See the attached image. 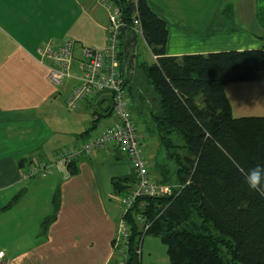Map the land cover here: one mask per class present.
Instances as JSON below:
<instances>
[{
  "label": "crops",
  "instance_id": "1",
  "mask_svg": "<svg viewBox=\"0 0 264 264\" xmlns=\"http://www.w3.org/2000/svg\"><path fill=\"white\" fill-rule=\"evenodd\" d=\"M149 2L167 22V55L181 58L216 51L264 50V0ZM108 25L109 11L98 0H0L3 264H125L127 253L116 243L121 205L114 180L127 183L136 173L123 151L110 146L107 151H94L75 160L67 170L55 169L46 177L24 176L32 164L52 163L64 147L89 137L91 132H86L94 125L111 123L110 93L87 99L77 109L67 106L70 93L80 83L85 47H106ZM126 31L128 35L122 32L120 52L129 71L125 39L132 33ZM137 35L135 70L143 80L141 63H157L159 55L142 33ZM66 37L75 40L71 75L61 85H54L48 78L53 62L48 58L41 61L36 48L43 40ZM146 83L145 89L136 81L130 84L133 104L135 100L145 103L146 92L151 94L146 103L154 102L153 87ZM226 92L235 116L264 115L263 80L230 83ZM257 95L263 101L258 103ZM159 142L155 134L151 135L152 152L148 156L151 172L161 180L163 166H168ZM145 238L144 243L162 242L155 236ZM158 258L156 263H168V256L158 254Z\"/></svg>",
  "mask_w": 264,
  "mask_h": 264
},
{
  "label": "trees",
  "instance_id": "2",
  "mask_svg": "<svg viewBox=\"0 0 264 264\" xmlns=\"http://www.w3.org/2000/svg\"><path fill=\"white\" fill-rule=\"evenodd\" d=\"M114 1L125 27L140 19L146 41L159 55L157 63H141L140 73L157 94L152 118L176 163L173 174L163 166L161 182L171 184L175 177L180 185L170 195L135 200L126 215L125 264H142L146 235L166 245L167 264H264V196L244 182L248 169L264 165V115L235 116L226 92L230 83L264 81V50L170 56L167 22L149 0ZM121 62L124 67L122 57ZM138 76L135 70L130 78L126 70V83ZM133 180H114V186L128 193Z\"/></svg>",
  "mask_w": 264,
  "mask_h": 264
},
{
  "label": "built area",
  "instance_id": "3",
  "mask_svg": "<svg viewBox=\"0 0 264 264\" xmlns=\"http://www.w3.org/2000/svg\"><path fill=\"white\" fill-rule=\"evenodd\" d=\"M109 11L108 44L104 48L85 47L84 59L81 62L80 83L73 89L67 99L69 109H77L87 99L103 93H110L113 101L111 123L95 127L90 136L79 144L64 147L56 155L52 163H34L24 170L25 177L53 174L55 169L67 170L68 165L94 151H107L114 146L123 151L134 166L136 177L131 183L128 193L121 196L123 205L120 213L116 243L126 245L130 235V226L126 215L140 196H164L173 193L174 186L159 182L151 174L146 147L137 129L131 112V98L127 89L126 70L122 67L120 50L122 45V29L126 22L122 10L114 0H98ZM136 1V0H133ZM133 28L142 33V23L134 18ZM75 40L72 37L43 40L36 48V56L43 61L52 60L48 78L54 85H61L71 75L74 60ZM4 251L0 250V264H3ZM125 255V254H124ZM123 263H125L123 261Z\"/></svg>",
  "mask_w": 264,
  "mask_h": 264
},
{
  "label": "rangeland",
  "instance_id": "4",
  "mask_svg": "<svg viewBox=\"0 0 264 264\" xmlns=\"http://www.w3.org/2000/svg\"><path fill=\"white\" fill-rule=\"evenodd\" d=\"M169 8H172V6L170 5ZM180 13H181V10L178 12V14H180ZM140 72H142V71H140ZM138 78H140V76H138ZM138 78L136 79V82L138 83V85L140 87H143V89H145L147 87L146 81H143L142 79L139 81ZM242 82H245V81H242ZM130 87H131V85L127 84V89L129 88V90H130ZM152 93H153L152 95L154 96V102H152V104L151 103L150 104L149 103L145 104L144 102L142 104V103L138 102L139 100L138 101L135 100L134 104L132 103L131 106H130L131 112H132V116L135 119L136 124H137V129H138L139 134L141 135V138H142V140L144 142V145L146 147L147 156H148V153L152 152V149H151V147H152L151 135L155 134L156 138H158V140H159V135H158V131H157V129H158L157 125L154 122V120L152 118V115L149 114V111H150L151 114L153 113V111H156L157 105H158L157 94H156L155 91H153ZM147 95H148V93H147ZM150 95H148L147 98H149V97L151 98ZM133 97H135V96H132L130 98L132 99ZM257 98L259 99L258 103L260 101H263L261 95H257ZM258 103H255L253 105H257ZM263 106H264V104H263ZM159 143H160V147H162V149H163L162 151H163L164 155L167 157L166 158L167 166H168V168L171 170V172L173 174V171L176 169L175 160H174L173 157L171 159L169 158L168 153L165 150L164 146L162 145L161 142H159ZM176 143L179 144V143H182V142L180 140L176 139ZM173 151L174 152L176 151L175 148L172 149V152ZM148 159H149V156H148ZM151 174L153 175L152 172H151ZM154 178L157 179L156 176H154ZM157 180L159 182H161V180H159V179H157ZM171 181L174 182V183L171 182V184L174 187H176V188L180 187V185L177 183V180H176L175 177H171ZM122 195H123L122 192H118L117 195H116V198L120 201V205H121L120 206V213H121L122 205H123V202H122V199H121ZM118 225H119V220H118ZM145 237L147 239H152L151 238L152 236H150V235H146ZM125 244H127V243H125ZM120 245L122 246L124 244L121 243ZM142 250H143L142 264H158V263L155 262L156 258H157L158 261L160 260L158 258V254L159 255H163V256H167L166 245L164 243L160 242V241L157 243V245H154L153 243L147 242V240H145V243L143 242ZM149 252L152 253L151 256L149 255ZM159 264H162V263H159Z\"/></svg>",
  "mask_w": 264,
  "mask_h": 264
},
{
  "label": "water",
  "instance_id": "5",
  "mask_svg": "<svg viewBox=\"0 0 264 264\" xmlns=\"http://www.w3.org/2000/svg\"><path fill=\"white\" fill-rule=\"evenodd\" d=\"M126 30H130L132 37L128 36L129 39H125V65L129 67L130 78L134 76L136 69V56L138 49V35L137 32L132 30L130 27H124L122 32L124 35H128Z\"/></svg>",
  "mask_w": 264,
  "mask_h": 264
},
{
  "label": "clouds",
  "instance_id": "6",
  "mask_svg": "<svg viewBox=\"0 0 264 264\" xmlns=\"http://www.w3.org/2000/svg\"><path fill=\"white\" fill-rule=\"evenodd\" d=\"M244 182L250 190L264 196V165H257L248 169L244 173Z\"/></svg>",
  "mask_w": 264,
  "mask_h": 264
}]
</instances>
